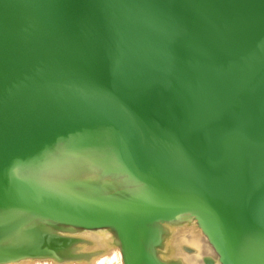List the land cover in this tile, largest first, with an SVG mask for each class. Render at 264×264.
<instances>
[{"label": "water", "instance_id": "95a60500", "mask_svg": "<svg viewBox=\"0 0 264 264\" xmlns=\"http://www.w3.org/2000/svg\"><path fill=\"white\" fill-rule=\"evenodd\" d=\"M0 264H264V0H0Z\"/></svg>", "mask_w": 264, "mask_h": 264}]
</instances>
